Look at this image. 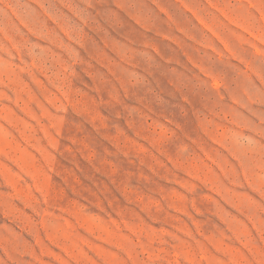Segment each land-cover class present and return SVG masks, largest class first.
<instances>
[{"label": "rangeland", "instance_id": "1", "mask_svg": "<svg viewBox=\"0 0 264 264\" xmlns=\"http://www.w3.org/2000/svg\"><path fill=\"white\" fill-rule=\"evenodd\" d=\"M0 264H264V0H0Z\"/></svg>", "mask_w": 264, "mask_h": 264}]
</instances>
